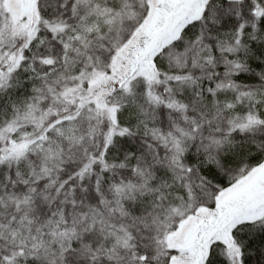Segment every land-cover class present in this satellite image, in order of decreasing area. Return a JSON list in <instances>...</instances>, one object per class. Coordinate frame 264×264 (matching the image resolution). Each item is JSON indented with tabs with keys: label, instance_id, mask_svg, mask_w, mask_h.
<instances>
[{
	"label": "snow or ice",
	"instance_id": "1",
	"mask_svg": "<svg viewBox=\"0 0 264 264\" xmlns=\"http://www.w3.org/2000/svg\"><path fill=\"white\" fill-rule=\"evenodd\" d=\"M0 264H264V0H0Z\"/></svg>",
	"mask_w": 264,
	"mask_h": 264
}]
</instances>
